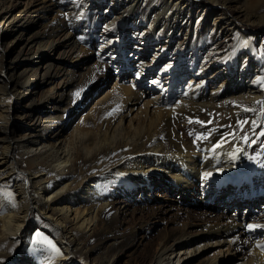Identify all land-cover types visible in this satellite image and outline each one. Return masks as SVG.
<instances>
[{
  "label": "rangeland",
  "instance_id": "1",
  "mask_svg": "<svg viewBox=\"0 0 264 264\" xmlns=\"http://www.w3.org/2000/svg\"><path fill=\"white\" fill-rule=\"evenodd\" d=\"M0 1H6L12 6L10 17L23 12L14 34L7 39L0 35V61L2 55L6 57L8 53L6 42L16 49L21 39H29L43 44L41 51L45 54L44 61L60 64L59 74L50 81L43 80L42 69L37 73L38 64L35 63L32 65L35 68L26 74L25 66L18 70L10 68L6 73L8 76L22 72V79L27 77L28 80L14 90L16 94L12 90L0 101V113H5L4 107L7 108L6 103L10 100L21 102L29 109L37 106L41 112L35 111L36 115H40L44 123L36 130L39 138H48L60 124H74L93 101L110 88L116 76L126 71V63L112 60V54L102 55L99 50L109 40L113 39V43L106 47L117 52L123 50L126 57L133 52L134 47L142 48L143 64H150L155 72L161 73L168 70L170 65H175L178 55L181 56L178 71L184 66L188 67V64L201 61L212 51L213 36L221 41V55L230 54L232 48L245 38L254 50H259L260 45L264 49V0H182L181 5L184 2L192 5L188 14L189 21L184 20V15L183 20L170 28L169 20L163 18L155 29L151 21L158 10V0H141L134 6L128 19L123 11L127 5L116 7L110 0ZM92 3H100L99 9L94 8ZM197 18L200 21L197 29L199 42L195 45L193 32ZM152 29L154 31L148 37ZM134 31L139 34L133 39L131 32ZM51 35L55 36L54 45L45 46ZM259 55V58H264V52L261 51ZM34 57L27 61L32 63L36 59ZM69 79L76 83L63 86V83H69ZM3 82L0 80V86ZM118 105L119 101L113 102L111 98L98 101L94 108L95 119L88 116L81 120L82 126L89 133L69 140L71 156L64 173L70 177V195L74 198V193L93 185V197L82 203L81 208L98 206L105 198L108 201L98 210L93 232L75 231L78 243L75 250L76 264H97L100 261L109 264V260H115L114 264H148L161 242L170 244L182 234L189 236L198 233L197 224L203 220L220 216L222 221L231 224L241 222L242 219L245 222L264 219L262 192L257 193L255 198L247 191L236 199H222L218 203L211 198L203 202L199 190H182L172 182L164 179L158 182L131 169L135 165L134 160L149 150L155 149L161 154L171 155L177 151L174 147L176 144L199 145L205 143L203 137H207L210 132H226L228 142L245 140V137L248 143L252 140L242 168L237 169L235 174L249 175L257 182H264V135H261L264 133V114L261 112L264 106L239 96L228 97L221 103H185L163 118L157 133L143 124L144 130L135 134L125 125L114 131L111 129L118 114ZM245 108H254L256 111H245ZM241 121L247 123L241 125ZM14 133L18 135L20 132L15 128ZM14 153L19 160L18 168L25 169L24 157L17 150ZM43 169L48 174L47 179L52 181L53 174L48 172L47 167ZM45 172L41 175L45 176ZM28 176L20 172L16 178L21 182L22 177L26 181ZM6 180L4 178L2 182ZM1 183V193L10 192L15 198L18 197L12 187ZM245 185L249 187V184ZM216 192L220 195L225 190L218 185ZM246 196L250 199H246ZM228 197L231 196L224 198ZM126 201L131 204L130 210L124 215H116V209ZM166 205L171 206V209L165 210ZM30 215L19 241L4 242L1 245L0 264H14V260L24 255L37 229L39 233L52 237L56 226L40 215ZM231 235L235 244L247 241L252 246L264 238V231L260 228L244 231L238 227ZM225 245L202 248L197 254L190 255L184 264H207L220 254V263L228 264L236 251L231 249L224 255Z\"/></svg>",
  "mask_w": 264,
  "mask_h": 264
},
{
  "label": "bare ground",
  "instance_id": "2",
  "mask_svg": "<svg viewBox=\"0 0 264 264\" xmlns=\"http://www.w3.org/2000/svg\"><path fill=\"white\" fill-rule=\"evenodd\" d=\"M140 1L110 0V3L116 7L127 5L123 11L128 19L134 6H137ZM181 1L158 0L156 2L158 10L152 16L151 21L153 28L155 29L157 24L160 25L162 23L160 19L163 18L169 20L170 28L183 20L184 15H186L184 20L189 21L188 14L192 5L189 2L181 5ZM99 4L93 5L92 3L96 9H99ZM11 7L6 1H0V15H3L0 21V35L4 39L14 34L23 17V12L10 17ZM199 26L200 21L197 18L193 32L195 45L199 42L197 33ZM154 29L150 31L148 37ZM138 34L136 31L131 32V37L134 39ZM53 37L55 38L52 35L48 37L45 46L54 45ZM216 37L213 36L212 51L210 50L201 61L188 64V67L184 66L178 71V64L181 62V56L178 55L175 65H170L171 67L163 73L162 71L155 72L150 64H143L144 50L142 48L134 47L133 52L126 57L123 50L119 49L117 52L111 47H106L113 43V39L109 40L106 46L101 45L99 50L102 55L107 56L110 53L112 60L126 63V71L116 76L110 88L99 95L74 124H60L49 135L50 141L45 137L39 138L36 134V130L44 125L40 115H36L35 111L41 112L37 106L29 109L21 102L10 100L6 103L7 108L4 107L3 110L5 113H0V142L2 141L0 143V183L6 178L7 180L1 184H8L12 187L18 197L15 198L12 195L10 203L4 192H0V248L4 242L19 241L30 214L35 213L56 226L52 237L51 235L44 236L48 237L61 253L53 256L44 245L34 243L33 241L37 239L36 233L39 232L37 229L32 236L28 251L14 260V264H76L75 250L78 243L75 231L90 233L95 228L98 210L107 204V198L93 208H81L82 203L93 197V185H88L80 192L74 193L73 198L70 195V177L66 176L64 171L67 170L71 156L69 140L72 137L89 133L82 126L81 120L88 116L95 119L94 108L98 101L108 98H111L113 102L119 101L118 114L111 128L113 131L125 125L133 133L140 134L144 127L152 128L151 130L157 133L163 118L177 111L185 103H221L224 99L235 96L249 101L264 100V58H259L260 52H264L263 47L260 45L259 50H254L245 38L232 48L230 54L221 55V41L216 40ZM245 41H247L246 46ZM6 47H8V53L6 57L2 55L0 61V80L4 81V84L0 86V101L28 80L27 77L22 79L20 76L22 72L6 76L10 68L18 70L21 66H25L24 73L26 74L28 70L35 68L32 66L33 63L38 64L37 73L39 69H42L41 75L45 81H50L59 74L60 64L44 61L45 54L41 51L43 44L21 39L18 48L13 49V46L7 42ZM32 56H36L34 57L36 59L29 63L27 60ZM163 74L166 75L163 76ZM67 81L69 83H63V86L76 83L72 79ZM25 108L28 110L25 111ZM143 124H145L144 127ZM15 128L20 132L18 135L14 133ZM203 138L205 143L199 145L179 146L176 144L174 147L177 151L171 155L161 154L155 149L149 150L134 160L135 165L131 166V169L135 173L150 176L158 182L161 179L172 182L175 187L182 190H199L203 202L211 198L218 203L222 199H236L247 191L250 192L252 198L257 197L256 194L259 192L264 193V182H257L249 175L246 177L245 174H235L237 169L242 168L252 140L249 141L250 143L245 140L228 142L229 137L226 132H210L207 137ZM217 144H220V147H216ZM14 150L24 157L25 169L18 168L19 160ZM48 157L52 159L46 160ZM43 167H47L48 172L53 174L52 181L47 179L48 174ZM20 172L29 175L26 181L25 177H22L21 182L17 181L16 177L20 175ZM42 172H45V176L41 175ZM206 173L209 175L206 176ZM25 182L26 186H24ZM246 183L249 187L245 185ZM218 185L225 190L220 195L216 192ZM226 196L231 197L224 198ZM248 198L246 196V199ZM12 203L16 206L12 207ZM130 206L131 204L126 201L116 209L115 214L119 216L126 214ZM170 209L171 206H165V210ZM188 224L191 223L186 225ZM248 224L264 225V219L253 222H245L242 219L241 222L231 224L222 221L220 216L203 220L197 224L198 233L189 234V236L182 234L170 244L165 241L161 242L148 264H184L190 255L197 254L202 248L223 246L225 243L226 253L224 255H227L231 249L236 251L228 264H264V247H257V244L264 245V238L251 246L247 241L243 244H235V239L231 235L238 227L244 231L249 230L246 227ZM260 229L264 231V227ZM202 240H205L204 243L196 244ZM219 253H221L220 250ZM220 258L221 254L212 258L207 264H222ZM111 263L114 264L115 260H109V264ZM97 264L104 263L100 261Z\"/></svg>",
  "mask_w": 264,
  "mask_h": 264
},
{
  "label": "snow or ice",
  "instance_id": "3",
  "mask_svg": "<svg viewBox=\"0 0 264 264\" xmlns=\"http://www.w3.org/2000/svg\"><path fill=\"white\" fill-rule=\"evenodd\" d=\"M244 45L246 46L247 45V41L244 42ZM79 93H77L78 95ZM257 104H260L262 106H264V100H260V101H256ZM245 111H256V109L254 108H245L244 109ZM261 112L262 114H264V108L261 109ZM192 121L190 120L189 123H191ZM196 123H201L203 124L204 122L203 121H196ZM241 125L247 123V121H241L240 122ZM255 123V121H253V124ZM261 135H264V133H261ZM245 139V142H247V137L244 138ZM216 147H220V144H217ZM206 176L209 175V173H206L205 174ZM5 196L6 198L9 200V202L11 203L12 202V193L10 192H7L5 193ZM15 203H12V207H15ZM247 229L249 230H254L256 228H261V227H264V225H259V224H248L246 225ZM36 240H34L33 242L34 243H38V244H42L44 245L49 251L50 253L53 255V256H58L60 255V250L56 247V245L50 240L48 239V237L44 236L43 234L37 232L36 233ZM257 247H264V245H261V244H257Z\"/></svg>",
  "mask_w": 264,
  "mask_h": 264
}]
</instances>
